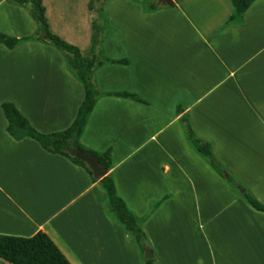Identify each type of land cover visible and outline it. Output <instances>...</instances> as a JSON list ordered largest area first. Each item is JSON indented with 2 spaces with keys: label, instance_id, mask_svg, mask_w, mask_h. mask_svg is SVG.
I'll list each match as a JSON object with an SVG mask.
<instances>
[{
  "label": "crops",
  "instance_id": "0c3cea01",
  "mask_svg": "<svg viewBox=\"0 0 264 264\" xmlns=\"http://www.w3.org/2000/svg\"><path fill=\"white\" fill-rule=\"evenodd\" d=\"M121 1L114 11L113 0H43L52 32L95 59L80 143L110 149L107 174L158 264H264V213L243 196L264 204V0L238 21L231 0ZM39 28L31 3L0 0V32ZM67 59L42 40L0 41V234L45 231L72 264H143L84 166L7 130L3 101L44 133L73 123L85 88ZM187 125L229 177L195 150Z\"/></svg>",
  "mask_w": 264,
  "mask_h": 264
},
{
  "label": "trees",
  "instance_id": "16d2710c",
  "mask_svg": "<svg viewBox=\"0 0 264 264\" xmlns=\"http://www.w3.org/2000/svg\"><path fill=\"white\" fill-rule=\"evenodd\" d=\"M16 1L20 4H32V14L40 25L39 31L35 35L22 38L9 36L0 32V41L9 48H13L25 40H42L64 51L68 56L67 61L69 66L75 71L84 85L85 96L73 123L67 129L49 133L37 130L29 119L18 109L15 103L3 101L1 105L8 120L7 130L16 139L31 137L36 139L44 149L66 155L75 163L84 166L92 178L97 180L90 166L73 154V149H79L86 153H93L99 157L104 168L108 170L111 169L112 158L110 149L104 153H98L84 147L80 143V136L96 104L98 93L93 82L95 59L84 57L78 46L67 42L59 35L52 32L46 16V8L43 4V0ZM231 1L235 8L231 20L238 21L243 18L244 13L255 0ZM96 35L97 32L94 34V41ZM117 94L139 99L135 94L129 92ZM186 132L195 150L208 159L209 164L216 172L225 176L227 170L214 155L212 144L209 141L197 137L189 125L186 127ZM98 181L108 196L106 204L108 214L112 215L118 223L134 236L144 255V247H151L150 242L136 215L128 208L124 199L117 193L114 179L107 174ZM243 196L254 209L264 213V204L253 194L247 191ZM0 259L10 264H72L50 235L41 230L32 236L0 234ZM143 264H158V261L155 257L145 258L144 256Z\"/></svg>",
  "mask_w": 264,
  "mask_h": 264
},
{
  "label": "water",
  "instance_id": "95a60500",
  "mask_svg": "<svg viewBox=\"0 0 264 264\" xmlns=\"http://www.w3.org/2000/svg\"><path fill=\"white\" fill-rule=\"evenodd\" d=\"M165 2L172 4L173 0H164ZM73 154L78 157L79 159L85 161L90 168L93 170V174L95 179L100 180L101 178H103L105 175H107L108 169L104 168L99 160V157L93 153H86L83 152L79 149H73ZM227 177H229L228 174H226ZM238 189L240 190L241 193L245 192V188L240 185L237 184ZM145 250V258H153L154 257V252L152 250L151 247L149 246H145L144 247Z\"/></svg>",
  "mask_w": 264,
  "mask_h": 264
},
{
  "label": "rangeland",
  "instance_id": "374dc122",
  "mask_svg": "<svg viewBox=\"0 0 264 264\" xmlns=\"http://www.w3.org/2000/svg\"><path fill=\"white\" fill-rule=\"evenodd\" d=\"M76 1V0H75ZM97 0H93L92 3L95 4ZM100 1H103V0H100ZM143 0H135V3L137 4H141L143 3L142 2ZM159 0H145V5L146 7L150 8V7H153L155 6V4L158 2ZM121 4H122V1L121 0H113L112 2V8L114 9V11H117V10H120V7H121ZM74 8V5L75 4H71ZM0 264H5L4 262H2L0 260Z\"/></svg>",
  "mask_w": 264,
  "mask_h": 264
}]
</instances>
